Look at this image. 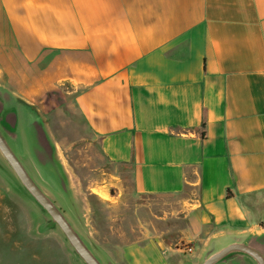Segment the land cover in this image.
<instances>
[{"label":"crops","instance_id":"obj_1","mask_svg":"<svg viewBox=\"0 0 264 264\" xmlns=\"http://www.w3.org/2000/svg\"><path fill=\"white\" fill-rule=\"evenodd\" d=\"M0 70L69 84L136 193L184 195L185 248L143 232L105 264H199L234 242L264 255V0H0Z\"/></svg>","mask_w":264,"mask_h":264},{"label":"rangeland","instance_id":"obj_2","mask_svg":"<svg viewBox=\"0 0 264 264\" xmlns=\"http://www.w3.org/2000/svg\"><path fill=\"white\" fill-rule=\"evenodd\" d=\"M8 78L0 70V127L30 175L102 263L107 255L118 258L123 245L142 240L143 232L161 233L186 247L179 239L184 195L136 193L131 165L104 155L100 138L73 103V87L31 88L22 81L12 85ZM7 192L0 199V264H66L59 256L65 253L63 242L75 250L0 152L1 196Z\"/></svg>","mask_w":264,"mask_h":264},{"label":"water","instance_id":"obj_3","mask_svg":"<svg viewBox=\"0 0 264 264\" xmlns=\"http://www.w3.org/2000/svg\"><path fill=\"white\" fill-rule=\"evenodd\" d=\"M3 102L0 98V113L3 110ZM0 152L18 176L22 184L35 198V200L46 210L52 220L60 227L66 239L75 252L86 264H103L94 252L89 248L79 232L75 229L63 211L57 206L53 199L36 183L22 161L11 148L7 138L0 129ZM241 252L253 257L258 264H264V255L254 247L241 243H231L221 250L208 256L201 264H217L228 255Z\"/></svg>","mask_w":264,"mask_h":264},{"label":"trees","instance_id":"obj_4","mask_svg":"<svg viewBox=\"0 0 264 264\" xmlns=\"http://www.w3.org/2000/svg\"><path fill=\"white\" fill-rule=\"evenodd\" d=\"M202 127H203V130H202V132H201V135H202V137H205V136H206V131H205V127H206V119H205V116H204V119H203Z\"/></svg>","mask_w":264,"mask_h":264}]
</instances>
